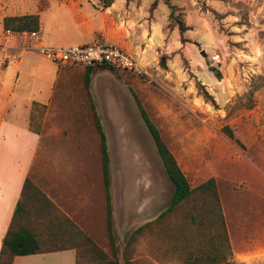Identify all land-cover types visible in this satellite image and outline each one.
<instances>
[{"label":"rangeland","instance_id":"1","mask_svg":"<svg viewBox=\"0 0 264 264\" xmlns=\"http://www.w3.org/2000/svg\"><path fill=\"white\" fill-rule=\"evenodd\" d=\"M56 1L65 0H51V9H43L48 0H0V32L3 15L37 14L39 20L42 12L39 37L46 41L36 47L32 38L37 32L2 31L0 69L6 65L14 68L20 59V74L8 91L11 80L0 70V116L21 123L28 100L39 101L34 110L39 119L32 120L42 138L37 160L49 155L51 148L63 147L54 154L70 158L80 179L94 185L97 205L93 213L98 208L100 216L94 217L95 225L84 224V235L71 237L69 233L62 239L57 234L70 230L66 223L57 225L65 215L57 208L64 216L56 217L32 199L22 225L33 229L45 248L65 243L76 247L77 264H106L114 258L106 230L100 138L91 110L94 104L110 157L117 263L194 264L188 257L204 249L206 236L202 233L207 229H198L190 219V214L200 211L198 197L193 194L167 210L173 186L139 114L135 93L190 186L215 179L233 264H264V0H212L213 6L208 0H170L177 7L175 15L188 24L179 48L180 39H174L178 28L172 26L174 18H169L163 1L161 14L167 12L164 42L153 44L144 51L145 56L123 48L144 72L96 66L88 90L85 67L53 62L39 50L41 46L87 43V36H81L68 14H79L78 7H56ZM8 34L17 41L15 47L6 46ZM97 37L104 38L94 35L92 39ZM214 70L220 72V78ZM203 89L214 104L204 99ZM225 126L234 139L227 136ZM38 183L44 187L41 180ZM84 236L106 257L89 249ZM248 252L253 255L246 257Z\"/></svg>","mask_w":264,"mask_h":264},{"label":"crops","instance_id":"2","mask_svg":"<svg viewBox=\"0 0 264 264\" xmlns=\"http://www.w3.org/2000/svg\"><path fill=\"white\" fill-rule=\"evenodd\" d=\"M48 1L43 9L54 8V6L51 7V0ZM153 1L112 0L109 5L104 6L101 0H65L61 4L56 1V7H67L68 9L71 6L78 7L79 11L77 12L79 14L76 16L72 12L68 14L73 18L75 26L80 28L81 36H87V42L91 41L94 35H102L108 41L116 43L132 53L135 52L139 56H145L144 51H148L153 44L164 42V28L167 24V12L164 15L161 14L165 4L163 0H157L150 18V5ZM207 3L213 6L212 0H208ZM52 13L54 12L52 11ZM41 14L42 12L39 13L40 28L32 38L35 46L46 43L40 38L41 36L39 37V31L42 27ZM4 16L1 18L2 31L4 30ZM175 29L172 30V33H175ZM2 31L0 32V38ZM5 38L6 46H16L17 41L9 34ZM177 38L180 39L179 33L177 37H174V39ZM178 43L179 46L177 47L179 48L182 43L180 40ZM32 46L34 47V45ZM3 47H0L1 52H3L1 50ZM174 50L175 48L171 49L172 52ZM13 59L10 58V60ZM2 67L0 69L3 70L2 73L6 75L7 79L11 80L8 91H12V87H15L16 82L19 80L20 59L15 61L14 68L8 65ZM24 74L27 75L28 73L24 72ZM2 86V78H0V94L3 90ZM9 95L10 92L6 94V97L8 98ZM28 101L30 102L26 105L28 110L21 117V123L7 121L3 119V115L0 116V249L26 178H29L34 185L43 188L44 193L54 206L60 209L67 218L83 231H86L84 230V224L95 225L94 217L100 216L98 208L97 212L93 213L97 205L94 185L89 180L80 179L78 168L69 156H67L69 160H66L65 155L54 154L58 152L57 149L60 150L63 147L51 148L49 155L45 158L40 157L37 160V153L43 149L41 146L42 138L40 132L37 133L29 128L31 103L36 100L30 98ZM39 180H41L44 187L39 185ZM80 185L82 187L79 192ZM49 234L51 235V233ZM57 235L62 239L67 237L62 233ZM252 255L253 252H248L246 257ZM77 263L76 247L65 243L38 253L14 255L10 264Z\"/></svg>","mask_w":264,"mask_h":264},{"label":"trees","instance_id":"3","mask_svg":"<svg viewBox=\"0 0 264 264\" xmlns=\"http://www.w3.org/2000/svg\"><path fill=\"white\" fill-rule=\"evenodd\" d=\"M105 5H109L112 0H101ZM169 8V18H174L172 26L178 28L180 35V41L184 42V32L187 29L186 24L181 20V17L175 15L177 7L172 4L170 0H163ZM157 0H154L150 5V11L156 6ZM3 28L13 32H37L39 30V20L37 14H24V15H12L3 17ZM162 65L165 64L164 58L160 61ZM108 67L103 64L95 66L85 67V87L88 90L91 81V72L93 67ZM113 69L112 67H108ZM216 77L220 78L221 74L219 71L214 70ZM202 88V85L198 84ZM202 95L206 101H210L214 104L212 96L203 89ZM133 97L138 108L139 114L146 126L151 138L155 144L158 156L161 160L162 166L171 180L173 191L170 200V204L167 210H171L176 205L188 200L191 196L196 195L198 197V203L200 211L196 214H190V219L200 229L206 227V232L202 233V236H206L204 239V249L199 250V254L193 257H188V260L194 264H233L230 258L231 250L230 244L226 232L225 220L222 214L220 200L217 192V186L215 179L209 177L208 179L200 182L197 186L191 187L189 181L177 163L174 155L171 153L165 142L163 141L158 128L153 121L147 115L144 106L142 105L139 98L133 93ZM40 105L37 102H33L30 117H29V128L35 132L39 130L32 125V120L38 118L35 116V106ZM91 110L94 118V124L98 131L100 138V156H101V169L102 179L105 189V200H106V230L109 238L110 245L112 247L113 259H108L106 264H118L115 259V232L113 224V213L111 204V172H110V157L108 153L106 135L103 130L100 118L95 110L94 104H91ZM225 133L228 137L234 139V135L230 129L224 127ZM35 199L40 204L45 206L53 215L59 214L62 218L63 214L54 206L49 198L41 192L29 178L25 179L21 196L16 203L10 224L7 231L2 239V246L0 249V264H10L14 255H27L38 253L49 248H45L37 233L31 228L23 226L22 222L28 217V200ZM163 213V212H162ZM64 216V215H63ZM57 217V216H56ZM66 223L70 228L64 235L71 233L75 237L82 236L81 229L74 224L66 216L63 217L62 221H59L57 225H63ZM61 234V233H60ZM68 236V235H67ZM67 238V237H65ZM85 240L90 244L89 249H96L97 252L106 257L104 252L97 248L96 244L92 242L87 236H84ZM122 264H130L128 260Z\"/></svg>","mask_w":264,"mask_h":264},{"label":"built area","instance_id":"4","mask_svg":"<svg viewBox=\"0 0 264 264\" xmlns=\"http://www.w3.org/2000/svg\"><path fill=\"white\" fill-rule=\"evenodd\" d=\"M39 50L43 56L57 63L83 67L103 64L114 69L144 72L132 55L118 44L102 37L79 45L41 46ZM216 61L219 62V59L216 58Z\"/></svg>","mask_w":264,"mask_h":264},{"label":"water","instance_id":"5","mask_svg":"<svg viewBox=\"0 0 264 264\" xmlns=\"http://www.w3.org/2000/svg\"><path fill=\"white\" fill-rule=\"evenodd\" d=\"M201 53H202V54H205V52H204L203 50L201 51Z\"/></svg>","mask_w":264,"mask_h":264}]
</instances>
